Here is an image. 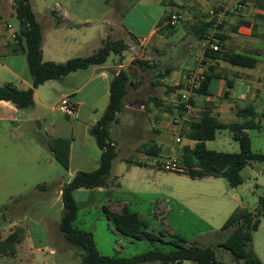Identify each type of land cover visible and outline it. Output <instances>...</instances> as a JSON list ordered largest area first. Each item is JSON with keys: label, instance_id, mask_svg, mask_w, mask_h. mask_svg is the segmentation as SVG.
<instances>
[{"label": "rangeland", "instance_id": "obj_1", "mask_svg": "<svg viewBox=\"0 0 264 264\" xmlns=\"http://www.w3.org/2000/svg\"><path fill=\"white\" fill-rule=\"evenodd\" d=\"M55 1L59 0H30L35 16L45 32L48 23L53 19L50 8ZM181 1L186 6L192 5L193 8L189 7L187 10L190 14H196L194 12L196 6L192 0ZM236 2L237 0L231 4L233 6L231 11L235 8ZM244 2L245 5L249 2V6L247 5L249 8L246 6L240 12L226 13L229 21L234 22L235 19L242 17L241 13L247 11L243 19L248 21L249 34L245 40L232 38V42L247 52L264 51V10L261 16L254 14V7H258V3L264 6V0ZM124 4L126 9L123 23L137 31H147L155 20L161 18L166 22L170 14L167 7L158 4L156 0H125ZM220 10L216 0H209V6L205 9L197 8L198 16L204 18L216 15ZM176 12L177 9H173L172 13ZM1 18L4 23H9L12 29H18L15 14H6L2 11ZM183 18L182 14V19L177 21L176 26L174 25L175 29L169 36L170 44L166 45L167 47L160 43L157 50L154 48L157 47V43H154L145 49L138 47L137 53L134 51L136 49H125L121 53L124 62L131 55L135 57L127 70L136 85L133 86L132 82L127 85L125 106L118 114L119 120L110 125V134L116 143L117 154L108 176V185L100 191L75 190L74 198L79 210L74 225L91 232L97 250L109 256H133L155 245H161L159 246L161 249L168 250L171 246L168 241L174 239V234H179L187 243L215 247L218 257L226 262L243 261L246 247L239 244L236 248H230L224 245L225 242L217 245L219 239L216 232L222 229L235 208L245 207L254 210L258 197L264 193V169L254 177H248L241 172L243 182L233 187L224 177H190L181 171H166L160 164L168 158L165 156L166 147L176 152L182 144L189 142L183 137L180 142H175L176 131L171 128L163 129L162 139L153 133L156 116L153 112L156 111L158 114L162 109L170 117L171 113L177 110L175 102L178 98L177 90L180 89L174 87L165 91L163 86L157 83L158 73L169 74L166 72L167 67L173 73L193 67L200 55L197 41L191 38L192 31L187 25L185 34ZM231 26L228 20L224 21L220 30L226 33L236 32ZM164 28L170 33L166 26ZM123 39L130 43V39L124 37ZM145 56L149 57L144 58ZM119 57V54L110 53L106 63L117 61ZM260 59L263 60L264 56H260ZM138 60L148 61L153 67L141 66ZM260 68H263L262 64L244 69L248 73H254ZM26 71L28 72L27 68ZM166 78L168 80L170 77ZM160 97V103H156L154 98ZM261 98V102L238 100L237 104L239 107L253 106L260 112L264 110V92ZM134 101L135 104L132 103ZM95 106L99 107L98 104ZM57 116L71 122L75 115L65 116L58 109L56 111L43 109L30 121L22 123L0 121V211L1 215H6L5 218L0 217V241L13 231L17 232L20 239L12 247L0 251V264L79 262L80 251L68 244L57 228L61 215V201L60 198H56L55 193L60 182H67L70 170L65 169L53 158L47 147L42 145L47 136L45 128ZM22 117L25 118L24 115ZM240 119L233 115L231 119L226 120ZM38 123L41 124V128H38ZM15 125L18 127L13 128ZM133 131H138V136H134ZM245 131L250 138L251 149L264 152L263 135L258 134L256 129ZM22 133L28 136L27 139L22 137ZM177 135H181L180 132ZM151 139L161 146V153L149 155L144 151L133 150L138 144ZM204 144L208 149L222 152H236L239 149L238 142L229 128L218 129L215 137L204 141ZM97 147L93 136L87 133L84 142H78L76 148L93 157ZM129 160L133 162H128ZM40 184H46L47 188H37ZM4 205L8 206L7 210L3 209ZM103 205H107L113 211H120L126 206L129 210L137 212L147 223V229L162 240L151 242L145 238L135 239L121 234L105 216ZM250 244L254 257L264 264V219H261L258 228L251 232ZM186 264L194 263L186 261Z\"/></svg>", "mask_w": 264, "mask_h": 264}, {"label": "trees", "instance_id": "obj_2", "mask_svg": "<svg viewBox=\"0 0 264 264\" xmlns=\"http://www.w3.org/2000/svg\"><path fill=\"white\" fill-rule=\"evenodd\" d=\"M172 2V0H164ZM244 2V0H242ZM12 7L18 19V29L15 33L13 52L25 54L26 66L31 79V86L22 89L11 83L0 85V100L11 102L17 109L28 110L34 105L33 89L48 80L61 79L71 72L85 69L91 65L102 64L110 53L121 54L127 49V44L122 39L112 40L105 38L102 44L91 54L85 56L71 57L63 62L45 61L42 57L43 30L30 5V0H12ZM1 18V13H0ZM215 22V19L203 21L202 25H196L194 35L198 40H203L207 35V28ZM170 28L169 24H165ZM219 28L221 25L218 26ZM214 36L218 39L220 46L223 43L219 32ZM204 58L210 60H222L228 64L239 67H254L257 59L254 56L231 52L222 49H204ZM136 62V61H135ZM141 66L153 67L148 61L138 60ZM210 65L206 68L208 69ZM171 69L166 68V72ZM164 75L163 73H161ZM214 75L207 71L203 72V78L194 94L207 95L208 85ZM133 83L128 70L120 69L114 73L109 81V95L107 104L97 121L89 128V134L93 136L100 149L99 161L93 170L76 171L72 178L60 187V198L62 210L58 222V231L63 239L72 247L80 251L77 264H146L149 262H160L162 264H182L190 261L194 264H262L253 254L251 248V232L258 228L261 219H264V193L258 197L254 210L245 207L235 208L222 229L216 232L218 244L228 245L230 248L236 245H244L246 251L243 261L233 263L226 262L218 257L217 250L211 245H199L187 243L185 238L174 234L168 250H163L155 245L146 251L133 256H109L101 254L95 245L91 232L79 229L74 225L79 206L74 198V191L79 188L95 189L108 184V176L112 168L113 159L117 154L115 141L110 134V125L118 120V113L125 106L124 99L127 94L129 83ZM230 82L227 83L229 87ZM135 86L136 83L134 82ZM264 86V79H263ZM182 86H177L181 88ZM190 102L194 105V96H190ZM237 115L242 121L225 123L219 121L211 112L205 108L200 109L197 119L184 124L180 129L182 137L193 140L192 146L183 145L176 156L179 164L183 167L182 173L190 177H224L230 186H238L243 182L242 168L250 161L264 163V152L253 151L246 129L258 128L260 118L252 107L238 109ZM229 128L233 137L238 142L239 149L236 152H222L208 149L204 141L213 139L216 131ZM48 147L54 158L65 168L69 166L70 139L56 137L48 139ZM146 147V148H145ZM145 152L151 155L159 154L160 148L155 144H145ZM156 148V150H155ZM132 162V161H131ZM39 189L47 188L46 184L37 186ZM4 205L3 209L7 210ZM12 209V207H11ZM105 216L113 222L115 229L125 236L135 239L145 238L149 241H161L162 239L153 231L147 229V223L141 219L137 212L123 206L120 211L110 210L107 205L102 206ZM5 214L0 217L5 218ZM22 231V229H20ZM17 232L13 231L0 241V251H5L19 241Z\"/></svg>", "mask_w": 264, "mask_h": 264}, {"label": "crops", "instance_id": "obj_3", "mask_svg": "<svg viewBox=\"0 0 264 264\" xmlns=\"http://www.w3.org/2000/svg\"><path fill=\"white\" fill-rule=\"evenodd\" d=\"M216 1H218V6L221 10L216 15L204 18L198 16L197 8H207L209 6V0H192L193 4L196 6V10H194L196 14H190L187 9H189V7L193 8V6L190 4H187L186 6L181 0H172V2L167 1L166 3L164 0H156L158 4L165 5L167 11H170L169 13H172L173 9L176 8V13L180 15V19H182V14L184 15L185 34L187 32V25L192 31L191 38L193 37L197 41L196 44L200 55L204 54L203 46L205 38L203 40H198L194 35V27L196 25H202L203 21L215 19V22L207 28V34L219 32L223 40L221 45L222 49L254 56L257 59L256 65L259 66L262 64L263 68H260L258 72L248 73L244 68L249 67H239L228 64L222 60L209 59L210 67L206 69L209 66L208 65L203 70V72L207 71L214 75L208 85V94H191L194 96L195 101L193 106L198 110V113L200 109L207 108L219 121L225 123L237 122L230 120L227 121L226 119H231V116L233 115L239 117L237 111L243 107L238 106V100L261 102L262 93L264 92V59H260V56H264V51L247 52L241 49V47H236L234 45L232 38L245 40L246 35L249 34V27L247 26L248 21L243 19V16L247 15V11L241 13V18L235 19V21L232 22L229 21L226 13L231 11V7H233L231 4L235 0ZM124 2L125 0L55 1L52 8H50L53 19L48 23L47 32H45L41 26L43 30V60L63 62L71 57L91 54L102 44V41L105 38H110L112 40L122 39L127 44V49H136L134 50L135 53L138 52V47L145 49L148 46H153L152 44L154 43H157L156 46L160 43L165 46L170 44L169 36L174 31L176 25L167 29V31L170 32L167 33L164 30L166 22L161 18L155 20L147 31H137L135 28L126 26L123 23L125 17L124 12L126 9ZM248 4L249 2L247 5ZM258 4V7H254V14L261 16L264 6H262L261 3ZM248 6L247 8H249ZM2 11L6 14H15L12 7V0H0V13ZM210 12H212V10H210ZM227 20L232 24L231 27L235 28L236 32L226 33L225 31L220 30L224 21ZM8 25L10 27H8ZM219 25H221L220 28L218 27ZM16 31L17 30L12 29L9 23H4L2 18H0V85L11 83L18 88L26 89L31 86V79L29 72L26 71L27 66L25 54L12 51L14 38H12L11 35L13 32L16 33ZM123 37L130 39V43L126 42ZM154 48L158 50V46ZM119 56L120 57L117 61H111L110 63H106L105 61L102 64L91 65L85 69L71 72L61 79L48 80L35 87L33 89L34 105L31 109L26 111L17 109L9 101L0 100V121L20 123L30 121L41 113L43 109L56 111L60 99L63 96H69L76 107V115L74 116L73 121L70 122L68 119L59 116L52 119L45 128L47 136L42 145L49 150V138L64 137L70 139L68 166L70 172L67 181H69L73 174L78 170H93L98 165L100 149L97 147L96 154L93 157H89L85 151L82 149L79 150L76 147L78 142H84L86 134H89V128L97 121L107 104L109 95L108 87L111 76L120 69L127 70L130 62L135 58L131 55L129 59L124 62L123 55L119 54ZM148 57L149 56H145L144 58ZM196 72L197 68L195 63L193 67L191 66L190 68L176 71V73H173V71L170 70L169 74L162 75L159 72L157 83L162 85L165 91L172 90L174 87L177 88V86H184L185 81L190 77L189 75L195 74ZM166 77L170 78L167 80ZM228 82H230L229 87H227ZM154 100L156 103H160L161 97L154 98ZM132 103L135 104L136 101ZM97 104L99 107L95 106ZM245 107H252L257 114L256 119L260 118V126L253 129H256L258 134L263 135L264 138V110L259 112L253 106ZM176 109L178 110V106ZM22 111L24 113H22ZM176 111L172 112L170 117L168 116V113L162 109L159 110L158 114L156 111L153 112L154 114L156 113L155 123L153 125V133L156 136H159L162 139L161 135L163 134V129L166 130L171 128L175 131L174 126L170 123V119ZM23 115L25 118L22 117ZM65 116L68 115L65 114ZM239 121H242V118ZM17 127L18 125H15L13 128ZM38 128H41L40 123H38ZM138 131H133L134 136H138ZM246 134L248 135V133ZM175 136L176 133L174 137ZM22 137L27 139L28 136L25 133H22ZM187 140L189 142L182 144V146H192L194 144L193 140ZM148 143L155 144V146L160 148L159 153L162 152L161 146L152 139L138 144L133 150L145 152L144 149L146 147L143 149H141V147H144V145ZM169 148L170 147H166L165 154V156L168 157H176L181 149L180 148L175 152ZM145 153L148 154L147 152ZM51 155L53 156L52 153ZM131 161L132 160H129L128 162ZM135 162L137 163L138 161ZM263 164V162L250 161L242 168L241 172H244L248 177H254L259 171L264 169ZM62 184L63 182L58 184L57 192L55 193L56 198H60V187ZM104 187H98L92 190L100 191ZM80 189L85 188H79L76 190ZM60 204V209L62 210V202H60ZM182 264H186V261Z\"/></svg>", "mask_w": 264, "mask_h": 264}, {"label": "built area", "instance_id": "obj_4", "mask_svg": "<svg viewBox=\"0 0 264 264\" xmlns=\"http://www.w3.org/2000/svg\"><path fill=\"white\" fill-rule=\"evenodd\" d=\"M246 7L245 2L242 0H237L235 8L232 11L240 12L244 10ZM168 20L166 24L170 26H174L177 21L180 19V15L177 13H170L168 15ZM8 27H10L8 25ZM12 38L15 37V33L13 32L11 35ZM210 48L212 50H218L221 48L218 39L214 36L213 33H209L206 35L204 40L203 51L205 48ZM210 64L209 59L204 58V54L199 55L195 60V66L197 68V72L195 74H190L189 78L184 83V86L178 90V98L176 100V105L178 106L177 112L171 117L170 123L174 126L176 131L175 141H181V135H177L179 130L181 129L182 125L186 124L187 122L197 119L199 116L198 110L193 106L190 102V96L194 92L196 88L200 85V82L203 78V70ZM57 108L62 113L72 116L76 115V107L74 102L71 100L69 96H63ZM162 169L166 171H176L180 172L183 171V167L179 164L176 157H168L165 158L161 163Z\"/></svg>", "mask_w": 264, "mask_h": 264}]
</instances>
